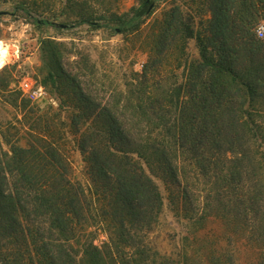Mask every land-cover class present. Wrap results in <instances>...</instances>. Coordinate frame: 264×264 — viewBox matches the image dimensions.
<instances>
[{
    "label": "trees",
    "instance_id": "trees-1",
    "mask_svg": "<svg viewBox=\"0 0 264 264\" xmlns=\"http://www.w3.org/2000/svg\"><path fill=\"white\" fill-rule=\"evenodd\" d=\"M158 1L111 22L138 32ZM199 7L175 4L149 26L141 73L111 99L47 50L42 84L65 94L69 131L33 111L0 128V264H264V0ZM190 39L196 56L166 73ZM68 134L90 185L57 143ZM167 209L179 227L160 239Z\"/></svg>",
    "mask_w": 264,
    "mask_h": 264
},
{
    "label": "rangeland",
    "instance_id": "rangeland-1",
    "mask_svg": "<svg viewBox=\"0 0 264 264\" xmlns=\"http://www.w3.org/2000/svg\"><path fill=\"white\" fill-rule=\"evenodd\" d=\"M76 1L0 0V41L10 45L13 52L18 49V54L12 56L7 65L0 60V68L5 65L0 69V128L5 129L10 123L18 127L26 125L24 115L33 111L37 117H53L54 127L60 133L69 131L64 93L56 91L51 84L47 87L43 84L54 102H32L23 95L20 87V83L28 78L42 83L51 69L45 56L50 47L62 58L64 68L85 74L81 79L90 90L111 99V90L122 88L129 77L141 73L148 56L149 26L157 18H163L175 4L184 9L190 7L193 14L202 10L199 7L202 0H160L140 31L118 32L119 28L111 22V15L129 11L139 4V0H88V6L76 4ZM83 15H88L89 21H82ZM182 45L184 50L179 49ZM177 46L178 49L168 51L166 57L164 70L168 74L173 66L183 64V59L197 54L194 39L179 40ZM183 68L181 66L180 71ZM57 143L72 163L74 178L90 185L83 156L70 134L58 139ZM177 221L173 212L167 209L157 231L160 239H170L176 234ZM106 239L107 234L100 229L95 242L100 244Z\"/></svg>",
    "mask_w": 264,
    "mask_h": 264
},
{
    "label": "built area",
    "instance_id": "built-area-1",
    "mask_svg": "<svg viewBox=\"0 0 264 264\" xmlns=\"http://www.w3.org/2000/svg\"><path fill=\"white\" fill-rule=\"evenodd\" d=\"M256 34L259 38L264 39V22L258 27ZM0 42L3 43V41ZM4 46H7L5 55V65H7L12 56L18 54V49L13 52L9 47L10 45L4 43ZM3 67H1L0 69H2ZM20 87L22 89L23 95L26 96L32 102H54L47 88L41 82L28 78L20 83Z\"/></svg>",
    "mask_w": 264,
    "mask_h": 264
},
{
    "label": "bare ground",
    "instance_id": "bare-ground-1",
    "mask_svg": "<svg viewBox=\"0 0 264 264\" xmlns=\"http://www.w3.org/2000/svg\"><path fill=\"white\" fill-rule=\"evenodd\" d=\"M6 48L7 46H4V43L0 42V60H3L5 63Z\"/></svg>",
    "mask_w": 264,
    "mask_h": 264
},
{
    "label": "water",
    "instance_id": "water-1",
    "mask_svg": "<svg viewBox=\"0 0 264 264\" xmlns=\"http://www.w3.org/2000/svg\"><path fill=\"white\" fill-rule=\"evenodd\" d=\"M2 13L0 12V15H1Z\"/></svg>",
    "mask_w": 264,
    "mask_h": 264
},
{
    "label": "clouds",
    "instance_id": "clouds-1",
    "mask_svg": "<svg viewBox=\"0 0 264 264\" xmlns=\"http://www.w3.org/2000/svg\"><path fill=\"white\" fill-rule=\"evenodd\" d=\"M258 35H259V33H258Z\"/></svg>",
    "mask_w": 264,
    "mask_h": 264
}]
</instances>
